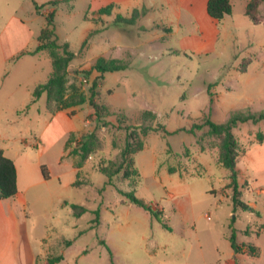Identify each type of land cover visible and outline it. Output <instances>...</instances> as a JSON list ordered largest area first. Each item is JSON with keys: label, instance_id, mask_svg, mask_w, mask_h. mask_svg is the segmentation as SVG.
Returning a JSON list of instances; mask_svg holds the SVG:
<instances>
[{"label": "rangeland", "instance_id": "rangeland-1", "mask_svg": "<svg viewBox=\"0 0 264 264\" xmlns=\"http://www.w3.org/2000/svg\"><path fill=\"white\" fill-rule=\"evenodd\" d=\"M9 10L0 6V29ZM258 12L262 25H249V31L240 26L244 35L238 53L244 54L248 40H253L256 52L247 84L246 78L233 80L236 63L228 54L234 50L226 52L227 58L210 55L205 59L191 51L165 52L155 58L157 52H148L144 44L150 34L137 32L129 24L115 28L108 20L100 24L103 36L111 42L110 35L118 31L123 47L109 54H119L125 69L101 76L92 69L98 59L90 58L85 50L100 30L91 32L82 45V10L78 6L71 10L66 5L58 7L53 19L56 37L69 38L74 47H81L67 68L64 101L69 103L72 96L79 101V95L85 99L62 109L60 103H50L44 93L20 112L28 113L29 118L39 112L40 119H18L15 125L10 124L14 107L0 106V151L18 169V193L0 199V264H35V258L37 264H48L61 255L62 261L56 264H216V248L222 256L219 264H231L232 258L226 254L232 230L237 242L259 250V255L248 257L245 264H264V121L238 124L232 130L237 143L236 166L241 168L240 200L252 211L234 210L232 192L227 187L228 171L218 160L219 138L203 125L206 119L225 123L238 111H264V76L259 75L264 71V12ZM179 38H168L161 46L167 49ZM58 39L60 47L55 52L60 54L64 43ZM185 44L190 45V41ZM249 61L240 59L239 71H245ZM227 64L231 72L224 69ZM51 72L48 53L18 63L4 80V96H18L27 86L44 83ZM214 88L216 92H232L211 106V99H216ZM91 93L99 107L98 115L89 101ZM245 95L250 96L249 102ZM11 99L7 100L13 104ZM62 110L74 124L83 125L82 134L73 133L67 147L68 151L78 150L88 142L85 160L72 155L59 163L57 153L65 143L62 137L51 142L42 154L30 146L41 136L44 121ZM143 128L158 131H148L144 136ZM127 140L132 150L142 143V150L129 156L133 158L129 172L135 168L138 177H123L126 164L108 185V178L99 170L111 173L122 164L121 151ZM248 153L253 161L246 167ZM42 166L48 179L42 175ZM76 182L78 185H74ZM132 191L153 209L162 211L172 231L164 229L141 207L122 203L120 192ZM72 204L87 211L77 218Z\"/></svg>", "mask_w": 264, "mask_h": 264}, {"label": "crops", "instance_id": "crops-1", "mask_svg": "<svg viewBox=\"0 0 264 264\" xmlns=\"http://www.w3.org/2000/svg\"><path fill=\"white\" fill-rule=\"evenodd\" d=\"M229 1L232 6L231 15L217 21L210 18L207 13L206 7L208 0H21L16 2L15 0H0V6L3 4L6 7H10L8 17L3 27L0 29V106L7 105L14 107L12 111L14 118L10 124L15 125L18 122V119H24L25 122H27L26 120L31 121L34 119L37 121L40 119L39 112H37L33 118H29L28 113L23 114L20 112H22L23 109H26L27 106L30 107L33 90L38 85L43 83L39 82L36 85L27 86L18 96L11 95L8 97V95L4 96L3 92L6 86L4 85V80H6L9 76V72H11L13 66L18 63L29 62V59H36V57L42 54V52L34 54L35 50L39 46L38 38L40 32L46 25L47 16L53 14L54 19V14L57 11V8L62 5L68 6L70 10L78 6L80 10H82L84 14L83 19L85 26L81 33V42L88 40L90 33L94 30H100V33L97 36L98 38L96 40H92V42H90L85 48L86 54L90 58H105L109 60L119 59L117 61H120L119 54H109L114 48H116V51H121L123 48L121 43H119V32H112L110 35L111 42H109L106 40V37L103 36L104 29H101L100 24L101 21L108 20L113 27L118 28L119 25L123 26V24H126L123 20H128L133 16L135 20L132 26L135 27V31L150 34V38L144 41V44L146 45V50L148 52H157L155 53V58L165 52L179 51L197 52L205 59H208L210 55L227 58L226 52L234 50L233 53L228 54V57L236 63V66L232 67L234 75L233 80L240 82L246 78L245 82L248 84L250 81V78L248 77L251 75V71H253L249 65L256 56V52L252 49L253 40H248V48L245 50L243 55L238 53V46L243 40L242 38L244 35L240 30V26L243 25L246 31H249V25H253L244 13L248 0ZM36 6L39 7V9H37ZM107 7L110 8V15L99 16L100 22H97L95 20L98 17L97 12ZM236 8L237 10L235 11ZM258 10L264 12V1ZM118 18H121V20H117ZM177 36H180L181 38L175 39L176 42L174 45H171L167 49L161 46L162 41H165L168 38H175ZM58 38L59 37L57 36V39ZM187 40L190 41V45L185 44ZM58 41L68 44L69 50L74 54H77V52L81 49V47L79 50L78 47H74L70 43L69 38H59ZM258 49L261 50L262 46H258ZM141 54L143 55L144 53ZM240 59L241 61L250 59L245 71L242 72L239 71L240 65L238 66ZM10 62L12 65L9 68V71H7V66H9ZM230 62L231 61H229L228 64H230ZM228 64L227 66L225 65L226 67L224 69L227 68V70L231 72ZM260 74H263L262 76H264V71L262 70L259 75ZM224 81L227 80L225 79ZM17 86L20 87L19 84ZM231 92L232 89L226 90V93L225 91L216 92V88H214L216 99H214V101L213 98L211 99V106H216V102L224 96V94H229ZM9 98L14 99H11L13 104L9 102L10 100H7ZM250 99V96L245 95L246 101L249 102ZM65 117H68L66 125L64 124ZM44 122L45 125L41 136L34 138L32 140V144L28 145L37 149L39 154H42L46 151L49 145H51V142L56 141L60 137L64 138L65 143L63 149L57 153L58 162L61 163V160L64 157L72 156L70 154L71 150L68 151L67 147L69 137L73 135V133H80L81 135V132H83L84 129L83 125L82 123L78 125L74 124L65 110L57 111L55 114L50 115V118ZM28 131L29 130L26 132ZM34 144L36 146H34ZM25 146L27 145L25 144ZM0 152L3 153L2 150ZM252 161L253 159L248 153L245 157V166L248 167V164ZM15 168L17 174L18 193V169L16 165ZM239 169L241 168L237 165V170ZM248 210L252 211V207L249 206ZM237 243L243 244L242 242ZM216 253L217 256L214 257V261L216 264H219L222 256H219L217 248ZM226 255V257L230 256L232 258L231 264H245L247 263L246 261H248V257H252L245 251L241 254L235 253L231 244ZM34 261L35 264H37V258H35ZM61 261L62 260L59 262Z\"/></svg>", "mask_w": 264, "mask_h": 264}, {"label": "trees", "instance_id": "trees-1", "mask_svg": "<svg viewBox=\"0 0 264 264\" xmlns=\"http://www.w3.org/2000/svg\"><path fill=\"white\" fill-rule=\"evenodd\" d=\"M264 0H248L245 7V16L249 18L254 26H259L263 24V18L259 15L258 9ZM56 3V2H53ZM37 9L39 7L36 6ZM207 13L210 18L220 21L226 16H230L232 13V6L229 0H208L207 2ZM100 15H110V8H103L97 12ZM117 20H121L118 18ZM135 18L128 20H123L126 24L133 25ZM39 46L35 50L36 53H48L51 64H52V73L50 74L48 80L38 85L32 92V102L35 103L37 99H39L42 94L45 93L47 100L50 103H60L61 108H68L71 105H78L84 101V96L79 95L81 100L69 98V103L64 101L65 98V84H66V76H67V68L70 62L74 58V53L69 50L68 44L64 43L61 47L62 52L59 54L56 51L60 47L57 42V37L55 33V27L53 22V14H50L46 18V25L44 29L40 32L39 35ZM86 40L82 45H85ZM93 70L97 71L101 76L106 73H114L120 72L125 69V65L117 60H107L105 58H99L92 67ZM96 87V84L93 83L92 89ZM91 105L94 108L96 115H98L99 107L93 102V93H91L90 100ZM29 106H27L28 108ZM148 114V112H146ZM264 121V111L261 112H234L230 115L228 120L225 123H214L209 119H206L203 125H207L209 127V134L216 135L219 138V163L228 171V188L231 189V202L234 206V210L236 208H240L242 210H248L249 207L240 200V186H239V176L238 170L236 166V157H237V143L234 139L232 130L238 125L247 122H251L253 124ZM148 131H158L154 128H143L141 133L142 135H146ZM165 132V130H162ZM71 137V136H70ZM92 136L89 135L88 138ZM71 139H69L70 141ZM142 150V143L135 149L132 150L131 143L127 140V144L121 151L122 164H120L117 168L113 170V172L109 173L106 170H99L101 173L106 175L108 178L107 184H111V179L115 175L121 173L123 170V166L128 164V169L123 170V177L125 179L130 178L131 176H137L138 172L135 168H133L132 173L129 172V164L131 165L133 158H129L130 155H134L138 151ZM89 153V145L88 142H83L81 147L77 149H73L70 151L71 155H79L81 160L86 159V155ZM41 172L44 179H48V173L45 166L41 167ZM136 177V178H137ZM74 185H78L76 182ZM135 187V183L133 184V189ZM17 193V174L16 168L13 161L3 155L0 152V199H8L15 196ZM123 196L124 200L122 203L124 204H132L141 207L144 211L148 212L153 218H155L162 227L168 231H171V228L166 224L162 211L158 209H153L150 205L145 203L142 199L137 198L133 191L126 193L120 192ZM71 209L73 215L75 217L82 216L87 210L84 206L81 205H71ZM233 210V211H234ZM98 212H96V222L98 220ZM264 228V225L262 226ZM229 241L232 249L235 253L241 254L244 251L252 257H257L259 255V250L251 244H238L236 242L234 230L231 231L229 236ZM101 244L105 245L102 241ZM62 260L61 256L50 259L48 264H54Z\"/></svg>", "mask_w": 264, "mask_h": 264}]
</instances>
